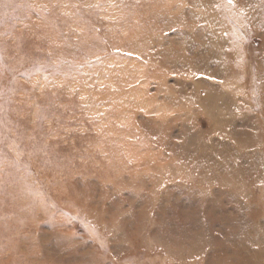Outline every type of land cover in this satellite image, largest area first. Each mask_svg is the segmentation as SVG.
Returning a JSON list of instances; mask_svg holds the SVG:
<instances>
[{
    "label": "rangeland",
    "instance_id": "374dc122",
    "mask_svg": "<svg viewBox=\"0 0 264 264\" xmlns=\"http://www.w3.org/2000/svg\"><path fill=\"white\" fill-rule=\"evenodd\" d=\"M0 264H264V0H0Z\"/></svg>",
    "mask_w": 264,
    "mask_h": 264
},
{
    "label": "snow or ice",
    "instance_id": "6c2138e0",
    "mask_svg": "<svg viewBox=\"0 0 264 264\" xmlns=\"http://www.w3.org/2000/svg\"><path fill=\"white\" fill-rule=\"evenodd\" d=\"M228 2L231 4V3H233V0H228Z\"/></svg>",
    "mask_w": 264,
    "mask_h": 264
}]
</instances>
